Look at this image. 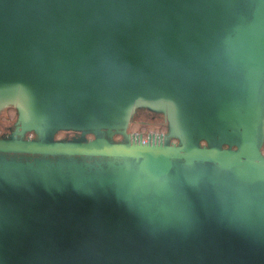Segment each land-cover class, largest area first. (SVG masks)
Here are the masks:
<instances>
[{
	"label": "water",
	"instance_id": "95a60500",
	"mask_svg": "<svg viewBox=\"0 0 264 264\" xmlns=\"http://www.w3.org/2000/svg\"><path fill=\"white\" fill-rule=\"evenodd\" d=\"M8 106L0 153L124 164L52 188L0 176V264H264V0H0ZM138 107L164 137L128 132Z\"/></svg>",
	"mask_w": 264,
	"mask_h": 264
},
{
	"label": "rangeland",
	"instance_id": "374dc122",
	"mask_svg": "<svg viewBox=\"0 0 264 264\" xmlns=\"http://www.w3.org/2000/svg\"><path fill=\"white\" fill-rule=\"evenodd\" d=\"M140 107L135 109L132 116L131 131L140 128L143 133L156 132L157 126H153L151 119L144 114L140 119ZM0 130L2 133L11 132L12 126H16L10 121L1 120ZM141 124L146 126H140ZM135 128V129H133ZM160 132V131H158ZM75 133V132H72ZM80 137V136H79ZM114 136H110L112 140ZM123 161L119 158L96 157V156H33L28 154H5L0 153V176L10 182H18L20 179L33 181L37 185L52 188L55 185H77L79 181L85 178L95 177L100 181H106L108 178L115 180L118 174H121ZM207 167H196L187 169L190 178L200 174H207ZM120 194V192L118 191Z\"/></svg>",
	"mask_w": 264,
	"mask_h": 264
},
{
	"label": "flooded vegetation",
	"instance_id": "af4514ba",
	"mask_svg": "<svg viewBox=\"0 0 264 264\" xmlns=\"http://www.w3.org/2000/svg\"><path fill=\"white\" fill-rule=\"evenodd\" d=\"M140 109L142 110L140 113L141 116H139L140 119H143L144 116L146 114H149L147 115L149 117V119H151V122L153 124V126H157V129L158 130H153V131H160V132H163V137L164 135L166 134V131H167V126H166V122H165V118L162 114V112H155V111H150L144 107H140ZM14 107L12 106H8V107H4L3 109H0V116H2V119L5 120V121H10L12 122L13 124L17 123V115H16V110ZM15 114V117H11L12 114ZM145 114V115H144ZM1 119V120H2ZM134 125L132 122L129 124L128 126V132H130L129 128H130V125ZM140 126H146V125H143L141 124ZM16 128V126H12L11 128V132L9 133H2L1 130H0V137H4V136H9L10 134H12V131H14V129ZM72 132H75V133H72ZM133 133H141L142 135H147L148 133H154V132H147V133H143L142 131H131ZM114 136V138L112 140L114 141H122V137L119 136L118 134H112ZM22 138H26V137H29V138H33V139H36L37 138V135L33 132V131H26L24 132L23 134L20 135ZM80 136V137H79ZM53 138L55 140H61V139H82V138H85V139H90V138H93L92 134L91 133H85L83 136H81V133L80 132H76V131H72V130H59L57 131ZM148 140H152V138L148 139ZM146 140V141H148ZM154 141H156L154 139ZM33 156H36V155H33ZM39 156V155H37ZM40 157H43V156H40Z\"/></svg>",
	"mask_w": 264,
	"mask_h": 264
},
{
	"label": "built area",
	"instance_id": "2783aa9c",
	"mask_svg": "<svg viewBox=\"0 0 264 264\" xmlns=\"http://www.w3.org/2000/svg\"><path fill=\"white\" fill-rule=\"evenodd\" d=\"M150 137H154L156 140L161 139L163 137V132H154V133H148L147 135H143V140L146 141Z\"/></svg>",
	"mask_w": 264,
	"mask_h": 264
},
{
	"label": "trees",
	"instance_id": "16d2710c",
	"mask_svg": "<svg viewBox=\"0 0 264 264\" xmlns=\"http://www.w3.org/2000/svg\"><path fill=\"white\" fill-rule=\"evenodd\" d=\"M14 111H15V110H14ZM11 117H15V114L13 113ZM134 126H135V125H134ZM130 128H131V125H130ZM133 129H135V128H133ZM136 131H141V129H140V128H136ZM261 150H262V152L264 153V142H263V144H262Z\"/></svg>",
	"mask_w": 264,
	"mask_h": 264
}]
</instances>
